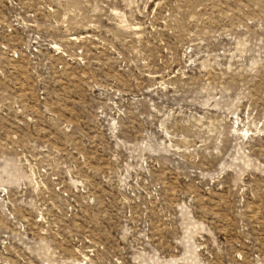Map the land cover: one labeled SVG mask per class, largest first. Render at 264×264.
Wrapping results in <instances>:
<instances>
[{
    "label": "rangeland",
    "instance_id": "rangeland-1",
    "mask_svg": "<svg viewBox=\"0 0 264 264\" xmlns=\"http://www.w3.org/2000/svg\"><path fill=\"white\" fill-rule=\"evenodd\" d=\"M0 264H264V0H0Z\"/></svg>",
    "mask_w": 264,
    "mask_h": 264
}]
</instances>
